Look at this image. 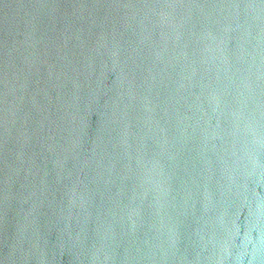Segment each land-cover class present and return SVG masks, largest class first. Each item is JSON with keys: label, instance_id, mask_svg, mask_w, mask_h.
I'll return each instance as SVG.
<instances>
[{"label": "water", "instance_id": "1", "mask_svg": "<svg viewBox=\"0 0 264 264\" xmlns=\"http://www.w3.org/2000/svg\"><path fill=\"white\" fill-rule=\"evenodd\" d=\"M0 264H264V0H0Z\"/></svg>", "mask_w": 264, "mask_h": 264}]
</instances>
